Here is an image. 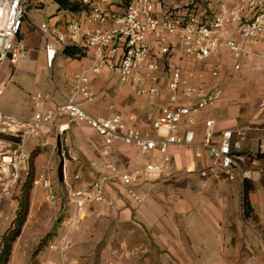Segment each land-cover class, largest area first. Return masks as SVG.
I'll return each instance as SVG.
<instances>
[{
	"label": "crops",
	"instance_id": "1",
	"mask_svg": "<svg viewBox=\"0 0 264 264\" xmlns=\"http://www.w3.org/2000/svg\"><path fill=\"white\" fill-rule=\"evenodd\" d=\"M54 1L45 8L51 12L44 21L68 20L86 10L70 12ZM192 1L164 0L180 7ZM94 65L91 52L77 58L59 52L49 68L43 42L42 49L31 50L18 65L6 62L0 68L4 88L0 112L20 124L33 117L34 107L28 110L22 96L27 78L33 81L34 91L46 96L48 106H61L75 89V76L85 73L96 95L95 100L84 104L88 112L119 114L130 125L146 130L145 122L135 118L141 109L131 88L119 83L107 68L95 75ZM153 104L159 106L156 101ZM209 110L195 113L194 123L183 124L178 133L181 136L186 127H192L194 144L172 146L162 176L142 179L133 188L134 195L120 191L118 179L108 166L115 163L120 169L134 168L136 162L146 164L157 153L146 156L136 146L117 140L106 155L104 138L85 123H70V129L61 136L58 128L64 120L46 125L38 135L22 136L15 143L18 153L28 155L29 161L36 154L35 181L45 174L58 191V199L46 201L43 187L33 185L29 216L8 264H264V61L254 56L245 58L222 101ZM210 119L216 122V140L226 130L245 131L243 137H234L241 144L242 159L239 168L233 170V179L203 146ZM65 138L82 160L84 182L78 186L104 178L105 202L78 206L68 199L66 183L74 181L78 166L64 163L60 155ZM9 185L0 181V191ZM59 191L65 198L59 197ZM18 206V200L0 193V252L2 237L11 227Z\"/></svg>",
	"mask_w": 264,
	"mask_h": 264
},
{
	"label": "built area",
	"instance_id": "2",
	"mask_svg": "<svg viewBox=\"0 0 264 264\" xmlns=\"http://www.w3.org/2000/svg\"><path fill=\"white\" fill-rule=\"evenodd\" d=\"M82 1L88 4V9L81 15L37 25L43 37L47 66L51 68L67 46L91 52L96 60L92 68L95 75L107 68L137 97L160 101V113L152 128L141 130L119 114L88 112L84 104L95 100L96 95L90 90V79L85 73L75 76V89L61 106H48L46 96L37 92L33 95L35 112L31 119L20 124L0 112V128L22 136L38 135L46 125L64 120L58 130L65 136L70 123H85L104 138L106 155L117 140L136 146L146 156L157 153L146 164L136 162L134 168L120 169L115 163L108 166L120 186L133 194V188L142 179L162 176L172 146L183 148L194 144L196 133L192 127H186L183 135L178 134L183 124L192 125L195 113L222 101L231 80L242 69L243 60L249 56L264 60V0L192 1L181 7L164 0ZM29 3V0H0L1 67L6 62L16 66L28 58V48L19 36ZM3 92L0 83V97ZM215 127L214 120H207L203 146L233 179V170L239 168L242 159L241 144L234 137H243L245 131L226 130L216 140ZM15 153L4 158L12 165L3 168V172L17 179L20 163L26 159L29 164V156L17 150ZM60 155L64 163L70 161L78 166L74 181L66 183L78 206L105 202L104 178L96 177L78 186L84 182L82 160L66 138ZM25 168L28 170L29 165ZM35 184L43 187L46 201H56L57 191L45 174Z\"/></svg>",
	"mask_w": 264,
	"mask_h": 264
},
{
	"label": "rangeland",
	"instance_id": "3",
	"mask_svg": "<svg viewBox=\"0 0 264 264\" xmlns=\"http://www.w3.org/2000/svg\"><path fill=\"white\" fill-rule=\"evenodd\" d=\"M49 1V0H48ZM54 1V0H52ZM50 1L47 2L45 4L44 3H39L37 0H29V12L28 15L26 17V19L23 22L22 28H21V34H20V38H22V41L25 43V45L28 48V52H30L31 50H40L43 47V37L40 33V31L37 29V25H39L42 21H44L45 19H48V15L50 14V10H48L50 8V6H52L54 3ZM73 2H80V4L82 6H84L86 9H88V4H86L85 2H83L82 0H71ZM200 1V0H195V2ZM55 2V1H54ZM48 8V9H45ZM260 61H264L260 58H258ZM1 68V66H0ZM1 75V72H0ZM46 80L50 83L51 79L49 74L46 75ZM26 84H24L25 88H26V92L23 93V99L24 101H26V107L28 110H30L31 108H33V95L37 93V90L34 91L35 89H32V85L31 83H33L32 80H28V78L26 79ZM0 82H1V77H0ZM16 83H18L16 81ZM18 85V84H17ZM135 101L136 102V106H138L141 109L140 115L136 116L135 118H139L141 119L143 122H145V128L146 130H149L150 127L152 126V123L155 121V119L159 116L160 113V101L158 99L153 100V102L156 101V103H159L158 105H154L153 102L144 100L143 98H136ZM135 103V102H134ZM33 113L35 112L34 109H32ZM210 110H203V111H199L197 114L203 113V112H209ZM2 127V126H0ZM1 131H3L0 128ZM0 131V181L2 183L5 182H9L10 185L6 186L5 189H2V191H0L1 194H3V196L5 197H9V198H13L14 200H19L21 195H22V186L25 184V181L28 177L29 174V169L27 170L25 167L26 165H30L28 164V160L24 159L22 160V162L19 165V177L16 179L14 176H12V174H7L3 172V168L5 167H9L12 164L10 162H5L4 158L5 157H10V155H17V153H15V150H17L18 148V144L16 145L15 143H19V141L22 139V135L19 133L17 135V133H13L10 131H5V132H1ZM24 137V136H23ZM17 141V142H16ZM30 158V157H29ZM15 160V159H14ZM20 160V159H18ZM30 163V162H29ZM35 179H36V173H35ZM119 183V180L117 181ZM34 185H35V181H34ZM119 189L120 191L124 190L126 191L128 194L133 195L130 193L129 189H126L125 187H121L120 183H119ZM57 191V190H56ZM67 197L69 200L73 199L70 196V191H66ZM59 197L60 198H65L63 197L62 192L60 193L59 191ZM57 199H58V191H57ZM56 199V200H57ZM107 200V199H106ZM56 202V201H55ZM54 203V202H53ZM86 203H92V202H86ZM17 210V208H16ZM15 210V211H16ZM59 218V217H58ZM56 221V225L58 223V219L55 220ZM60 222V219H59ZM42 246L44 245L43 243L41 244Z\"/></svg>",
	"mask_w": 264,
	"mask_h": 264
},
{
	"label": "trees",
	"instance_id": "4",
	"mask_svg": "<svg viewBox=\"0 0 264 264\" xmlns=\"http://www.w3.org/2000/svg\"><path fill=\"white\" fill-rule=\"evenodd\" d=\"M60 9L68 10L70 12L79 13L86 9L80 2H73L71 0H55ZM64 55L67 57L77 58L86 55V50L79 46H67L63 50ZM35 153L32 154L30 159L29 174L22 186V195L20 197L16 217L12 222L11 227L6 231L2 237L0 264H8L14 249L17 239L20 237L23 227L27 222L32 199V189L35 181ZM42 245L37 250L36 254L41 250Z\"/></svg>",
	"mask_w": 264,
	"mask_h": 264
}]
</instances>
